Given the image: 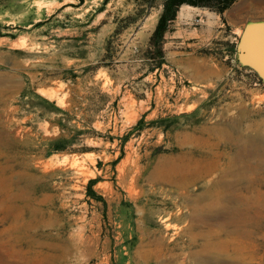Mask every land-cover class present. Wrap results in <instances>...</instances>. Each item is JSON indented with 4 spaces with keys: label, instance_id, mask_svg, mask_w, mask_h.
Returning <instances> with one entry per match:
<instances>
[{
    "label": "rangeland",
    "instance_id": "rangeland-1",
    "mask_svg": "<svg viewBox=\"0 0 264 264\" xmlns=\"http://www.w3.org/2000/svg\"><path fill=\"white\" fill-rule=\"evenodd\" d=\"M249 1L208 44L175 18L158 67L162 0H0V264H264V80L229 43Z\"/></svg>",
    "mask_w": 264,
    "mask_h": 264
},
{
    "label": "crops",
    "instance_id": "crops-1",
    "mask_svg": "<svg viewBox=\"0 0 264 264\" xmlns=\"http://www.w3.org/2000/svg\"><path fill=\"white\" fill-rule=\"evenodd\" d=\"M248 5L250 6L248 8L250 11H248V9H244V17L249 16L254 19H264V2L256 1L255 3V1H249ZM228 8L222 13H217L211 10H206L203 7L191 6L187 4L181 5L176 18L180 16V20L182 22L181 32L183 42L187 41L188 45L198 42L208 44L209 41L215 37L216 30L222 28V17H226V13L229 10ZM234 26H237V24H234ZM231 33L232 38L229 43H234L236 48L240 33L235 29L232 30Z\"/></svg>",
    "mask_w": 264,
    "mask_h": 264
},
{
    "label": "trees",
    "instance_id": "trees-1",
    "mask_svg": "<svg viewBox=\"0 0 264 264\" xmlns=\"http://www.w3.org/2000/svg\"><path fill=\"white\" fill-rule=\"evenodd\" d=\"M147 2V7L155 6L156 0H144ZM236 0H162L161 3V12L159 14L155 28L149 38L148 49L146 54H155L159 60L158 67L161 66L163 62V42L164 36L169 31V24L176 18L177 12L181 5L187 4L191 6H201L208 7L217 13L224 12L228 7H230ZM146 10V9H145ZM232 51L235 54L236 48L235 44H232ZM239 63V62H238ZM245 68L252 70L250 67L245 66ZM254 72V75L260 80L257 74ZM59 140V139H56ZM64 150L63 147H54L52 151H61ZM94 180H90L88 184V191H90L89 185H91Z\"/></svg>",
    "mask_w": 264,
    "mask_h": 264
},
{
    "label": "water",
    "instance_id": "water-1",
    "mask_svg": "<svg viewBox=\"0 0 264 264\" xmlns=\"http://www.w3.org/2000/svg\"><path fill=\"white\" fill-rule=\"evenodd\" d=\"M237 59L264 80V20L247 21L236 44Z\"/></svg>",
    "mask_w": 264,
    "mask_h": 264
},
{
    "label": "bare ground",
    "instance_id": "bare-ground-1",
    "mask_svg": "<svg viewBox=\"0 0 264 264\" xmlns=\"http://www.w3.org/2000/svg\"><path fill=\"white\" fill-rule=\"evenodd\" d=\"M241 117H239V118H234L233 119V122H234V125H238V126H240V121H241V119H240ZM231 122H229V124H230ZM232 124H230V126H231ZM261 126H264V123H259V122H257V123H252L250 126H249V128L251 127V128H255V129H259ZM236 131H237V129H235ZM256 130V131H257ZM255 131V134H257V132ZM262 133V132H261ZM239 135H241V132H240V134ZM239 135H237L236 136V138H238L239 137ZM244 134H242V136H243ZM262 135H263V133H262ZM264 136V135H263ZM244 137V136H243ZM247 137H250V136H247ZM234 138V137H233ZM244 139V138H243ZM252 139V138H251ZM248 140V139H247ZM254 140H256V138H254ZM264 141V140H263ZM235 145H236V143H235ZM260 146V145H259ZM261 147V146H260ZM239 151H241V149H239ZM237 152V151H236ZM242 152V151H241ZM244 153V151L242 152V154ZM247 153V152H246ZM245 153V154H246ZM250 154V153H249ZM260 154V153H259ZM236 155V154H235ZM242 156V155H241ZM248 156V155H247ZM235 157V156H234ZM243 157H246V156H243ZM242 157V158H243ZM241 158V157H240ZM249 158V157H248ZM238 159V158H237ZM245 159V158H244ZM240 160V159H239ZM242 161V160H241ZM233 162V161H232ZM232 162H229L228 163V165H227V168H225L224 170V172H226V171H230V173H235V171H237V169H238V167H237V165H236V167H235V164L233 165V163ZM239 162V161H238ZM246 162H247V160H246ZM238 164V163H237ZM239 164H240V162H239ZM220 165V164H219ZM249 165V164H248ZM253 165V164H252ZM251 165V166H252ZM255 166V165H254ZM217 167H219V166H217ZM248 167V166H247ZM256 167V166H255ZM215 168V167H214ZM214 168H212V169H214ZM240 168H242V163L240 164V167H239V169ZM254 168V167H253ZM243 169H245V166H244V168ZM248 169H250V168H248ZM257 169V168H256ZM211 170V169H210ZM261 170V169H260ZM240 171V170H239ZM249 171V170H248ZM262 171V170H261ZM253 172V171H252ZM245 173H248V175H249V173L250 172H245ZM262 173H264V171L262 172ZM237 174H239V173H237ZM230 175V174H229ZM236 175V174H235ZM247 175V174H246ZM240 176V175H239ZM243 177V176H242ZM249 178V177H248ZM221 183V182H220ZM229 184H230V182H229ZM235 184V183H234ZM224 185H225V183H224ZM233 186V185H232ZM235 186V185H234ZM246 187H247V185H245ZM227 187V189H225L222 193H220V195H222L223 194V197L221 196V199H224V198H226L228 201H230V199H233V193H232V191L230 190V186L229 185H227L226 186ZM225 188V187H224ZM219 189H220V187H219ZM233 189V188H232ZM235 199V198H234ZM225 200V199H224ZM240 202V201H239ZM247 202V201H246ZM219 203V202H218ZM243 205H244V203H243ZM238 206H239V204H238ZM242 207H245V206H242ZM241 207V208H242ZM252 206H250V208H251ZM248 208H249V206H248ZM249 208V209H250ZM239 208L237 207V206H230L229 207V218H231L232 217V215L234 216V218L233 219H229V221H228V224L229 225H231V227H238L239 226V224H238V215L240 214V212H241V210H239ZM246 210V209H245ZM200 211L199 210H197V211H195V213H194V215H195V219H198V220H201V219H203V215H199L200 213H199ZM248 212V211H247ZM246 213V212H245ZM244 213V214H245ZM249 213V212H248ZM241 216V215H240ZM255 217H256V215H255ZM244 220V219H243ZM247 221V220H246ZM252 221V220H251ZM248 222V221H247ZM245 223V222H244ZM248 224V223H247ZM232 225H234V226H232ZM236 229V228H235ZM235 235V234H234ZM241 236V235H240ZM242 238V237H241ZM223 251V250H222ZM221 251V252H222Z\"/></svg>",
    "mask_w": 264,
    "mask_h": 264
}]
</instances>
